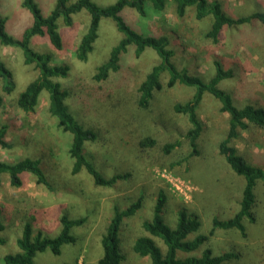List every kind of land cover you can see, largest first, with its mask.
<instances>
[{"label":"rangeland","instance_id":"374dc122","mask_svg":"<svg viewBox=\"0 0 264 264\" xmlns=\"http://www.w3.org/2000/svg\"><path fill=\"white\" fill-rule=\"evenodd\" d=\"M34 1L42 15L48 16L57 0ZM116 1L93 0L100 6ZM220 1L224 11L234 18L264 13V0ZM22 2H0V16L6 19V32L15 39H20L33 24L32 13ZM123 14L143 35L167 34L170 48L175 51L173 61L179 69L186 68L208 81L214 75L216 60L234 68L235 77L222 81L220 87L233 96L239 107L252 104L264 108V31L261 24L226 29L219 43L214 44L204 35L211 27V16L199 21L191 7L183 18L176 15L173 6L164 12L148 10L146 17L131 8H125ZM89 19L87 11H81L74 15L73 26L65 25L63 18L58 20L63 42L60 51L52 49L48 39L39 36L33 37L31 45L52 53L53 64L70 66L67 77L56 81L68 91L66 102L75 119L98 135L95 141L84 144V156L104 177L126 175V178L104 187L97 186L84 169L76 175L71 173L74 163L70 155L72 134L59 128L58 119L50 114L48 92L41 93L33 112L22 113L10 107L11 100L34 80L38 71L24 64L21 50L2 49L0 59L13 72L16 87L8 95L2 92L0 80V94L7 105L6 109H0V126L8 125L7 140L13 144L11 150L0 147V161L40 159L53 188L49 190L38 185L35 177L29 174L24 175V185L20 188L3 179L0 208L5 228L0 238L5 243L0 244V264H4V256L20 251L17 239L22 236L26 222L31 223L34 235L40 232L43 237H55L61 230L63 215L69 219L85 218L84 224L71 230L75 237L73 243L62 245L59 255L50 250L37 253L32 264H99L103 255L102 237L115 209L125 210L142 198L140 209L133 216L125 217L120 226V250L122 264H151L148 257H140L133 251V245L137 238L148 236L142 225L153 220L160 192L166 196L163 218L167 225L176 226L182 209L199 220L198 231L188 235L187 240L208 235L213 219L232 218L240 208L245 179L230 168L218 149L229 129V116L221 112L220 101L211 94L204 95L197 109L203 123L198 140L199 154L190 156L192 148L186 137L190 123L186 115L174 111V105L190 100L194 87L180 83L168 87L169 76L164 72L162 89L154 92L146 109L138 107L136 87L160 59L151 49L136 57L133 46L121 55L118 72L110 73L104 82L94 81L96 68L109 58L123 35L112 20L102 19L94 50L88 60L82 62L76 58L74 49ZM239 133L233 140L234 145L247 158H252L253 163L264 166V127L250 125ZM142 141L147 144L142 146ZM148 141L153 144L149 145ZM176 141L179 145L166 152V145ZM261 186L263 200L257 204V222L244 219L247 237H242L236 229H215L206 244L183 256H200L205 248H210L214 255L225 252L236 255L225 264H264V182ZM152 238L165 252L163 242Z\"/></svg>","mask_w":264,"mask_h":264},{"label":"trees","instance_id":"16d2710c","mask_svg":"<svg viewBox=\"0 0 264 264\" xmlns=\"http://www.w3.org/2000/svg\"><path fill=\"white\" fill-rule=\"evenodd\" d=\"M1 2V0H0ZM26 7L33 16V24L27 28L20 39H15L6 32V19L0 16V51L3 47L19 49L24 55V64L34 66L38 74L30 81L26 88L14 97L10 102L11 108H16L22 113L33 112L39 102L41 93L48 92L49 112L58 119V127L64 132L72 134L70 155L73 159L71 173L78 174L86 170L93 178L97 186L110 187L118 180L126 178V175H115L111 178L104 177L96 167L87 160L83 154L84 144L97 139V132L93 129H85L73 116L68 105V91L64 89L58 78H66L70 70L67 64H53V54L42 52L33 48L31 40L39 36L47 38L52 49L60 51L63 49V42L58 32V20L63 18L65 25L73 26V17L81 11H87L89 21L85 32L81 36L78 46L74 49L78 60L85 62L89 54L94 50L98 39L99 27L102 19H110L116 29L123 37L111 50L109 58L96 68L93 75L94 81L101 83L108 79L110 73L118 72L121 68V55L128 51L130 46L134 47L136 57H141L147 49H151L160 59L143 77L136 87L138 97L136 104L146 109L153 99L154 92L162 89L161 77L164 72L168 74L167 86L173 87L177 83L194 87L195 91L190 100L174 105V111L188 117L190 128L186 133L189 144L192 148L190 156L199 154L198 140L203 132V123L200 120L197 109L206 93L211 94L221 103V112L229 116V129L225 138L219 143L218 149L230 168L239 176L244 177L245 185L240 200V208L232 218L227 220L213 219L212 229L208 235H198L193 240H187L188 235L197 232L200 222L182 209L179 212L178 222L174 228L165 223L163 208L166 203V196L160 192L157 203L154 207V218L152 221H145L143 229L148 236L137 238L133 245V251L140 257H148L151 264H225L236 257L235 254L225 252L214 255L210 248H205L200 256H183L197 251L206 244L214 234L215 229L230 230L236 229L247 237L244 219L256 223L258 219L257 204L263 200L262 183L264 182V166L253 163L252 158H247L234 145L233 140L239 137V131L246 130L250 125L264 127V108L246 104L239 107L235 104L233 96L220 87V83L235 77V69L221 61L214 62V75L205 81L201 76L191 74L186 68L179 69L173 61L174 49L170 48L171 40L167 34L151 33L143 35L136 31L123 14L125 8H131L141 17H146L148 10L164 12L169 6L175 8L178 17L183 18L188 8H194L195 18L199 21L211 16L210 29L204 34L206 39L212 43H219L226 29L244 26L253 23L261 24L264 31V13L254 12L250 15L237 18L229 16L223 9L220 0H117L108 6H100L93 0H57L54 9L48 16H43L40 8L34 0H23ZM0 80H2V92L10 95L13 93L16 83L13 72L0 59ZM4 96L0 94V109H6ZM109 114V112H106ZM113 116V115H111ZM116 114L113 116L115 117ZM9 127L7 124L0 126V147L11 150L13 144L7 140ZM149 145L153 141H148ZM147 142L142 141L144 146ZM179 145V142L167 144L165 151ZM29 174L35 177L38 185H44L49 190L53 186L49 182L41 166L40 159L29 157L22 158L17 162L0 161V187L3 179H8L11 186L20 188L24 185V175ZM258 188V192H257ZM142 206V198L133 202L125 210L115 209L109 226L102 237L103 255L99 264H122L123 255L120 250L119 230L125 217L133 216ZM3 209L0 208V232L5 228L1 220ZM32 223L34 222L31 220ZM61 230L55 237H43L40 232L34 235L30 222L23 227L22 236L17 239L20 251L16 254L4 256V264H32L34 257L39 252L50 250L53 254L59 255L61 247L67 243H73L75 237L71 234L74 227L84 224L85 218L69 219L63 215L60 219ZM152 237L159 238L166 247L165 252L155 243ZM5 240L0 238V244Z\"/></svg>","mask_w":264,"mask_h":264},{"label":"crops","instance_id":"0c3cea01","mask_svg":"<svg viewBox=\"0 0 264 264\" xmlns=\"http://www.w3.org/2000/svg\"><path fill=\"white\" fill-rule=\"evenodd\" d=\"M5 47H3L2 49H4ZM2 49H1V51H2Z\"/></svg>","mask_w":264,"mask_h":264}]
</instances>
